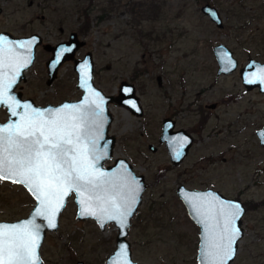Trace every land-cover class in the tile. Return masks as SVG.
Masks as SVG:
<instances>
[{
	"label": "rangeland",
	"instance_id": "obj_1",
	"mask_svg": "<svg viewBox=\"0 0 264 264\" xmlns=\"http://www.w3.org/2000/svg\"><path fill=\"white\" fill-rule=\"evenodd\" d=\"M205 2L219 9L222 27L201 11ZM0 5V30L13 35L38 32L43 43L55 44L77 31L85 44L75 55L92 52L93 81L106 94H117L122 79L135 84L141 114L109 103L108 132L115 144L106 161L123 156L145 178L127 236L134 260L198 264L199 226L176 192L183 183L242 200L243 234L229 264H264V144L256 133L264 125V92L247 88L239 72L249 57L264 61V0H0ZM219 42L238 58L231 72L217 71L213 46ZM42 44L15 89L39 104L79 97L72 60H65L52 83H46L51 52ZM165 116L175 120L174 128L193 135L177 164L159 141ZM5 118L3 108L0 120ZM34 203L23 185L0 181V220L26 216ZM76 210L72 194L58 228L45 232L42 264H104L114 250L116 225L108 222L101 229L91 217L78 218Z\"/></svg>",
	"mask_w": 264,
	"mask_h": 264
},
{
	"label": "snow or ice",
	"instance_id": "obj_2",
	"mask_svg": "<svg viewBox=\"0 0 264 264\" xmlns=\"http://www.w3.org/2000/svg\"><path fill=\"white\" fill-rule=\"evenodd\" d=\"M34 43L35 38L14 42L0 35V106H6L11 117H18L0 125V181L23 185L37 202L31 219L0 222V264H41L42 229L57 227V214L70 193L77 196L81 216L96 218L101 227L115 221L123 228L140 191L139 182L126 172H105L97 167L106 155L99 143L104 110L100 94L90 86L87 61L79 67L81 87L101 102L85 97L80 104L45 111L21 103L11 94L21 69L31 63ZM71 51V47H61L56 62ZM221 60L225 70L234 66L227 53ZM253 76L264 83V67ZM258 135L264 142V132ZM179 143L182 147L186 139L179 138ZM183 195L202 226L201 264H229L241 237L237 226L243 212L240 204L224 201L212 192ZM37 218L46 223H37ZM110 264H131L126 245L119 246Z\"/></svg>",
	"mask_w": 264,
	"mask_h": 264
},
{
	"label": "water",
	"instance_id": "obj_3",
	"mask_svg": "<svg viewBox=\"0 0 264 264\" xmlns=\"http://www.w3.org/2000/svg\"><path fill=\"white\" fill-rule=\"evenodd\" d=\"M200 9L205 15H207L212 21H214L217 26H219V27L223 26V20H222L221 13L215 5L211 4L210 2H205L201 5ZM1 11H2V6L0 5V12ZM0 35H3L8 40H11L14 42H19V41L35 38V43L32 45L31 63H29L26 68L21 69L20 76L18 77L16 84L13 85L11 94L15 95V97L21 103H29L34 108H37V109H41V110L46 111L49 109L60 108L65 104H69V105L80 104L84 101L85 97H90V99H97V102H101L99 98L90 96V93L85 88L81 87L79 67L82 63L87 61L88 65H89V73H90V80H89L90 86L92 89H94L96 92H98L100 94V98H102L101 107L104 110L103 111V121L104 122H103V126L101 129L103 139L100 140L99 143L101 145L102 151L106 149V155L104 156L103 159H101L99 161V163L97 164V167L100 168L101 171H105V172H117V173L126 172L131 177H134L139 182V186H140V191L138 193L137 203L134 207L132 215L128 217L126 226L121 228L116 224L115 221H108V222H113L116 225L117 234H116L115 248L107 256L104 264H110V261L114 257L115 253L118 251V248L121 244H124L128 247V258L131 261V264H141L140 262H138L132 258L131 245H130V241H129L127 236H128L130 223H131V218L134 215V213L137 211L138 205L141 203L142 194H143V191L146 187L144 175L142 173L136 172L134 170L133 166L131 165V163L123 156L115 157L113 159L112 163H106V161L113 156V148H114V144H115V135L108 134L109 127H110V124H111L112 119H113V114L110 111L109 103L110 102H116L118 104H121V105L128 107L135 114H138V115L141 114L142 113V104L140 102L139 96L136 93L135 84L131 81H128L127 79H122L119 83L117 94H106L101 88H99L97 85H95V83L93 81L94 61H93L92 52L88 50L82 55V57H76V55H75L77 50L80 48V46L85 44V40L79 38L77 31L70 32V34L66 40H61L59 42H56L55 44H52L49 42L43 43L42 42V36L38 32H32L28 35L17 36V35H13L11 32H9L7 30H0ZM39 44H42L46 50H49L51 52V55L48 57V59L46 60V63H45L47 75H48V77L46 79L47 84L52 83V81L56 78V76L58 74V68L65 60H72L73 61V68H74V70L76 72V76H77L76 87L82 91V93L80 94V96L78 98H66V99H63L62 101H60L58 103L47 102L45 104H39V103L35 102L32 97H23L21 90H15L17 84L22 79H25V70L28 69L32 65V63L35 59L36 46ZM61 47H65V48L71 47L72 51L66 52L60 58L59 62L57 63L56 62V55L59 52ZM213 51H214L215 57L218 61V69H217L218 73H228V72H231L237 68L238 58L234 55L233 50L229 46H227L225 43L219 42V43L215 44L213 46ZM223 53H227V55L231 58V61L234 65V66L228 67L227 70H225L226 65L224 63H222V60H221V56ZM262 67H264V61H261L259 59L253 58V57H249L247 62L239 67V72H240L242 81L247 88H252V87L257 86L260 91L264 92V83H261L260 80L257 78V76H253V73L258 74L259 69ZM246 77L255 80V82L254 83H248L246 80ZM133 104L135 105V107L132 106ZM215 104L216 103L214 102V103L208 104V106L213 107V106H215ZM1 108L6 109V118L4 120H0V125L9 122V120L16 121L18 119V117H11L10 116L9 110L6 106H0V110H1ZM174 125H175V120L172 117L165 116L163 118L162 125H161V133L159 136V141L163 142L165 144L167 151L169 153V156H170V160L173 163L177 164V163H180L182 161V159L185 157V155L187 154V152H188V150H189V148L193 142V135L189 131H187L186 129H184L182 127L181 128H174ZM261 132H264V125L256 130L257 135ZM181 137L186 139V143H184L182 147L179 143V138H181ZM258 138H259V142L261 144H264V142H262L259 135H258ZM149 147L152 150H156V148H157V146L154 145L153 143H149ZM177 153H179V155H177ZM104 164H106V165H104ZM122 165H123V168H122ZM176 192H177L178 196L182 199L190 218L195 223H197V225L199 226V242H198V249H197V263L201 264L200 250H201V245H202V239H201L202 238V226L199 223L195 214L193 213L192 208L185 202L183 193H185V192H188V193L212 192L224 201L239 203L242 210H243L242 215L245 212L246 206L243 203V201L240 200L239 198L226 196L225 194H223L219 190L213 189L211 187L195 188V187H188L185 184L180 183L176 188ZM71 194L72 193H70L69 196L65 198L64 205L61 208L60 212L62 211V209L66 205L67 200L71 196ZM30 195L33 197V195L31 193H30ZM74 201H75L76 206H77L76 215L78 218L84 219V218L91 217V218L96 220L98 226L101 229H103L105 227L106 223L104 224L103 227H101L100 222L92 216H81L80 215V207L77 203V196L76 195H74ZM36 204H37V202L34 203L33 207L30 209V211L28 212V214L26 216L20 217L18 219H13V220L1 219L0 222L17 223V222L24 221L26 219H31L32 214L34 213ZM60 212L57 214V217H56V225H57L56 228L43 227L42 232H41L40 246L43 242L46 230L47 229L48 230H55L58 228ZM242 215H241L240 220L237 221V226L241 228V237L243 234V227L241 225ZM37 223H40L43 225L46 222L37 218ZM241 237H240V239H241ZM238 242H239V240L237 241V245H236L237 249H238ZM40 246L38 249V254H39V257L41 260V264H42V257L40 255ZM236 253H237V251H236ZM235 255H234V257H235ZM231 261H229V263ZM75 264H85V262L83 260H77L75 262Z\"/></svg>",
	"mask_w": 264,
	"mask_h": 264
},
{
	"label": "trees",
	"instance_id": "obj_4",
	"mask_svg": "<svg viewBox=\"0 0 264 264\" xmlns=\"http://www.w3.org/2000/svg\"><path fill=\"white\" fill-rule=\"evenodd\" d=\"M138 4L139 5H142L141 3H139L138 2ZM156 11H157V7H153V13H156ZM149 16H153V15H150V14H148ZM86 23H87V25H86V29L88 28V23H89V17L86 15V21H85ZM85 28H84V30H85Z\"/></svg>",
	"mask_w": 264,
	"mask_h": 264
},
{
	"label": "bare ground",
	"instance_id": "obj_5",
	"mask_svg": "<svg viewBox=\"0 0 264 264\" xmlns=\"http://www.w3.org/2000/svg\"><path fill=\"white\" fill-rule=\"evenodd\" d=\"M125 113L128 114V115L130 114L128 109H125Z\"/></svg>",
	"mask_w": 264,
	"mask_h": 264
}]
</instances>
